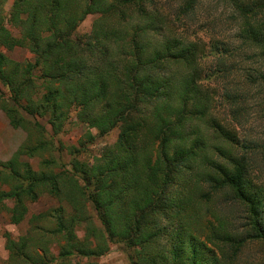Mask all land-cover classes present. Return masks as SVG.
<instances>
[{"label":"trees","instance_id":"16d2710c","mask_svg":"<svg viewBox=\"0 0 264 264\" xmlns=\"http://www.w3.org/2000/svg\"><path fill=\"white\" fill-rule=\"evenodd\" d=\"M148 1L13 0L8 18L18 28L17 36L6 29L0 15V48H25L35 57L33 62H17L0 52V84L9 93L8 98L0 94V111L13 128L27 131V141H32L0 163V182L10 188L0 192V202L14 201L9 219L15 225L26 218L29 203L42 194L59 203L31 216L28 236L17 241L6 236L10 264H66L74 257L95 258L114 242L135 250L133 264H235L249 245L264 241V196L246 181L242 163L224 157L232 162L228 168L205 156L203 167L207 171L209 165L213 168L205 172L199 165L201 142L185 136L188 117L184 113L190 115L186 106L195 99L199 84L192 52L183 47L175 50L172 42L163 41V49H153L147 58V46L141 41L124 42L120 30L103 24L109 16L123 14L119 10L123 6L136 8L137 15L146 19L148 13L140 3ZM259 1H241L237 10L244 21L243 33L264 54V21L250 22L264 8ZM195 3L188 0L185 9H192ZM95 14L100 16L94 20L90 36L97 45L83 48L73 33L88 15ZM151 22L148 27L157 33ZM136 37L140 38L139 32ZM113 40L123 41L135 57L126 62L114 58ZM175 62L189 70L178 91L172 76L164 73ZM259 78L264 83V74ZM148 99L155 103L150 125L142 112ZM72 107L78 120L100 135L118 127L119 137L113 150L92 166L73 157L69 168L56 171L52 142L44 139L40 124L32 125L23 114L46 117L51 131L58 134ZM68 151L71 156L78 153L74 147ZM21 156H39V170L20 161ZM198 175L199 185L204 182L214 192L228 189L234 200L248 206L249 216L241 228L223 225L220 218L216 224H200L188 187L192 182L198 185L192 179ZM198 190L201 192L200 187ZM87 203L98 224L87 213ZM79 226L83 227L82 238L76 235ZM30 241L42 244L41 254L29 250ZM51 241L57 244L56 257L47 248Z\"/></svg>","mask_w":264,"mask_h":264},{"label":"rangeland","instance_id":"374dc122","mask_svg":"<svg viewBox=\"0 0 264 264\" xmlns=\"http://www.w3.org/2000/svg\"><path fill=\"white\" fill-rule=\"evenodd\" d=\"M12 1L0 0V15L4 17L3 23L6 29L17 36L19 30L9 23L8 18ZM187 1L141 2L140 7L148 13L146 19L137 15L136 8L133 10L132 6L127 8L123 6L119 8L124 11L123 14L115 13L103 24L120 30V37H123L124 42L132 39L141 41L147 46L144 54L147 58L151 56L153 49H163L161 46L163 41L172 42L177 47L175 50L183 47L192 52L193 71L199 77V84L198 89H194L195 95L192 98L195 99L188 101L186 106L190 115L184 113L188 117L184 127L186 137L201 142L199 165L203 171L208 172L213 171V168L209 165L207 171L203 167L202 158L205 156L228 168L232 167V162L224 157L237 159L242 163L246 181L258 188V192L264 196V83L259 78L260 74H264V54L257 47L254 39L243 33L246 32L243 30L244 21L237 10L239 2L249 4L254 0H196L192 9H185ZM263 2L264 0L259 1V3ZM99 16V14L88 15L75 29L73 34L81 47L87 48V45L93 46L97 43L90 33L94 20ZM151 20L157 28V33L151 30L152 26L148 27L152 23ZM262 21H264V8L256 16L255 21L250 20L252 24ZM137 32L140 38L136 37ZM124 42L120 40L116 43L113 40L112 54L114 58L126 62L135 55L133 50L131 52L127 48L128 45H124ZM123 50L128 54L123 55ZM0 52L17 62L25 60L33 62L35 58L25 48L16 47L10 51L0 48ZM93 55L97 57L98 51L94 50ZM188 72V68L176 62L164 70L166 76H172L173 86L177 91ZM0 94L5 98L9 96L7 89L1 84ZM33 97L37 96L34 94ZM146 101L147 103L142 106V112L147 119V125H150L155 103H152V99ZM175 101L174 97L172 104ZM9 103L12 104L11 101ZM19 111L22 113L20 109ZM76 114L77 110L72 107L68 111L63 129L58 134L51 131L46 117L33 118L23 114L32 125L36 122L40 124L44 129V139L52 142L53 157L57 162L56 171L69 168V162L73 157L79 162L92 166L96 159L113 150L119 137L120 128L115 127L106 134L100 135L87 123L80 122ZM27 136V131L13 128L5 114L0 111V163L7 162L24 143H32L27 141ZM33 139L35 135H32ZM148 140L147 136L145 142ZM70 147L76 148L78 153L71 156L68 151ZM43 156L48 157L46 153ZM19 160L26 161L34 170H39V156L33 158L21 156ZM192 179L198 182V185L193 186L192 182L188 187L193 196V210L199 217L200 224L205 226L216 224L215 221L220 218L224 220L223 225H233L237 230L242 227L245 218L249 216L247 205L234 200L233 193L228 189L214 192L204 182L199 185V175L192 176ZM199 187L201 192L198 190ZM9 189L8 185L0 182V192ZM13 204L14 201L10 199L0 202V264H10L6 236L14 241L28 236L31 216L45 213L59 205L56 199L44 193L36 202L29 203L26 218L15 225L9 219V210ZM87 213L94 223L98 224L96 213L90 203H87ZM36 225L41 226V222L37 221ZM83 233L82 226L76 228L78 238H82ZM197 235L202 238L200 234ZM27 243L30 251L41 254L39 250L41 243L35 242V245L31 244L32 241ZM47 248L53 256L58 255L55 242H49ZM134 251L125 244L114 242L110 243L108 250L99 257H74L66 264H133L136 256ZM235 264H264V241H256L249 245L235 260Z\"/></svg>","mask_w":264,"mask_h":264}]
</instances>
